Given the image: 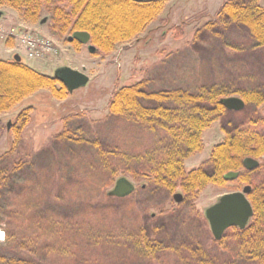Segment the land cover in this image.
<instances>
[{
    "label": "trees",
    "instance_id": "obj_1",
    "mask_svg": "<svg viewBox=\"0 0 264 264\" xmlns=\"http://www.w3.org/2000/svg\"><path fill=\"white\" fill-rule=\"evenodd\" d=\"M61 1L0 0V9H12L24 22L33 25L48 13L52 31L61 38L68 36L66 43L80 49L82 44L69 41V37L76 32L88 33L97 52L110 55L119 45L145 33L168 2L67 0L69 9H66ZM260 1L228 0L215 19L205 25L204 33L197 31L195 44L204 40V36H220L236 26L245 28L249 39L240 45L226 42L227 47L241 52L264 49V7ZM239 78L218 81L201 76L194 92L179 87L149 90L147 80L116 88L108 105L109 115L118 122L114 129L116 141L111 145L99 139L86 143L93 149L92 157L74 159L70 165L73 170L64 172L61 196L80 204L74 208L76 211L62 218L39 210L40 184L30 188L11 182L13 175L22 169V163L9 170L0 160V199H5L8 205L14 203L15 215L9 216L8 240L19 252L27 253L21 257H0V264H34L32 258L38 255L66 264H87V251L92 249L134 261L153 262L163 258L167 262L169 254L174 252L172 238L156 239L157 232L151 231L139 215L134 221L114 214V201L127 204L128 199L108 192L106 203L94 202L115 184L119 174L145 179L148 184L142 185L146 189L166 191L176 202L175 196L180 195L183 204L193 203L210 185L233 192L250 185L252 192L248 198L254 216L248 226L229 229L221 241L215 242L216 250L193 247L188 251L190 246L186 245L184 251L190 254H185L182 261L184 264H264V116L257 111L264 107V81ZM41 90L50 91L60 101L71 95L54 76L40 73L23 60L0 59V116L12 112ZM234 96L245 102L244 110L229 111L221 103ZM217 121L224 134L223 141L212 148L206 163L187 171L185 162L204 150L203 134ZM248 157L261 163L253 172L243 166ZM229 172H238L239 177L226 181L224 177ZM258 172L261 175L255 182L254 175ZM113 214L114 219L117 217V228L110 226ZM179 218L182 221L185 216ZM223 252L226 257H221Z\"/></svg>",
    "mask_w": 264,
    "mask_h": 264
},
{
    "label": "rangeland",
    "instance_id": "obj_2",
    "mask_svg": "<svg viewBox=\"0 0 264 264\" xmlns=\"http://www.w3.org/2000/svg\"><path fill=\"white\" fill-rule=\"evenodd\" d=\"M227 1L168 0L163 13L145 33L119 45L110 55L97 51L92 54L87 46L82 45L80 49H76L66 43L68 36L61 38L52 31L48 13H44L41 18V21L47 18V23L41 24L40 21L33 25L24 22L18 12L7 7L1 8L0 31L5 37L0 38V59L12 60L20 48L19 40L11 35L22 37L31 33L43 34L53 38L64 50L70 49V52L51 54L40 59H29L23 53L24 63L47 76H54L56 69L71 67L90 78L85 87L71 93L66 100H57L50 91L41 90L12 112L0 116V158H3L0 160L4 162L3 167L7 169L8 166L10 170L19 163L23 164L22 169L13 175L11 182L19 187L23 185L30 188L40 184L39 210L62 218L76 211L74 208L80 204L61 196L65 185L62 182L64 172L73 170L70 165L74 159L92 157L93 149L86 143L99 139L111 145L116 141L114 129L118 122L111 118L108 111L116 88L147 80L149 90L179 87L194 92L201 76L218 81L237 80L239 76L243 81L263 83L264 49L241 52L225 44L246 43L249 34L245 28L234 26L221 32L220 36H204V40L196 44L194 42L197 31H203ZM61 3L64 8L69 9L67 0H62ZM260 5L264 7V0L260 1ZM257 111L264 116V107ZM19 114L20 120L17 119ZM8 124L11 125L10 129L7 128ZM61 134L68 136L60 137ZM223 139L220 121H217L203 134L204 150L185 162L187 171L206 163L212 148ZM260 175V172L254 175L255 182L259 181ZM122 177L129 179L136 191L125 197L128 199L127 204L120 200L114 201V214L134 221L139 215L140 220L151 231L157 232V235L154 234L156 239H173L174 252L169 254L167 262L163 258L148 262L134 261L130 257H117L92 249L87 251V264H184L182 260L185 254H190L184 249L189 246L188 251L193 247L217 249L205 211L217 204L222 196L233 191L210 185L193 203L183 204L181 201L176 202L174 196L166 191L155 190L154 187L146 189L142 185L148 184L145 179L119 174L116 181ZM114 186L115 184L94 202L106 203L107 193ZM9 204L5 199H0V231L5 234L4 241L0 242V257H21L27 253L19 252L14 244L9 243L7 236L9 216L15 215L14 203ZM18 211L19 209L16 212ZM173 211L175 214L171 215ZM114 214L110 226L117 228V217L114 219ZM182 215L185 219L180 221L179 216ZM220 254L221 257H226L224 252ZM32 259L34 264H66L63 260L53 261L40 255Z\"/></svg>",
    "mask_w": 264,
    "mask_h": 264
},
{
    "label": "water",
    "instance_id": "obj_3",
    "mask_svg": "<svg viewBox=\"0 0 264 264\" xmlns=\"http://www.w3.org/2000/svg\"><path fill=\"white\" fill-rule=\"evenodd\" d=\"M147 1V0H135ZM2 12L0 11V17ZM48 19L44 18L41 24L47 23ZM78 41L83 46H87L90 53L94 54L97 49L91 44V37L88 33L76 32L69 37V41ZM13 59L21 62L19 54H15ZM54 77L65 86L69 93H73L79 88L85 87L90 78L83 72L71 67H62L56 69ZM221 103L229 111L239 112L245 109L246 104L240 97H230L221 100ZM8 124V129H10ZM261 163L255 158L248 157L243 161V166L247 171L253 172L260 167ZM239 177L238 172H229L225 175L226 181H235ZM144 187V186H143ZM136 191L135 185L127 178L122 177L116 181L114 188L109 195L117 198H125ZM252 192L250 185L240 191L227 193L222 196L218 203L205 211V216L210 224L212 234L216 241H221L227 230L237 227L245 229L254 216V210L249 201V194ZM177 202L181 201V196L176 195Z\"/></svg>",
    "mask_w": 264,
    "mask_h": 264
},
{
    "label": "built area",
    "instance_id": "obj_4",
    "mask_svg": "<svg viewBox=\"0 0 264 264\" xmlns=\"http://www.w3.org/2000/svg\"><path fill=\"white\" fill-rule=\"evenodd\" d=\"M4 37V33L0 31V38L3 39ZM11 37L19 40L20 48L17 52L20 54L24 53L29 59H40L51 54L58 55L70 52V49L64 50L53 38L43 34L31 33L30 35L25 34L22 37L15 35H11Z\"/></svg>",
    "mask_w": 264,
    "mask_h": 264
},
{
    "label": "bare ground",
    "instance_id": "obj_5",
    "mask_svg": "<svg viewBox=\"0 0 264 264\" xmlns=\"http://www.w3.org/2000/svg\"><path fill=\"white\" fill-rule=\"evenodd\" d=\"M5 238V234L0 231V242H3Z\"/></svg>",
    "mask_w": 264,
    "mask_h": 264
},
{
    "label": "flooded vegetation",
    "instance_id": "obj_6",
    "mask_svg": "<svg viewBox=\"0 0 264 264\" xmlns=\"http://www.w3.org/2000/svg\"><path fill=\"white\" fill-rule=\"evenodd\" d=\"M227 231H228V230H227ZM227 231H226V232H227ZM225 234H226V233H225Z\"/></svg>",
    "mask_w": 264,
    "mask_h": 264
}]
</instances>
